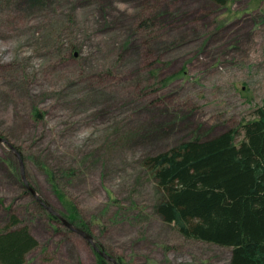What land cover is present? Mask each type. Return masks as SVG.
Here are the masks:
<instances>
[{
  "label": "rangeland",
  "instance_id": "obj_1",
  "mask_svg": "<svg viewBox=\"0 0 264 264\" xmlns=\"http://www.w3.org/2000/svg\"><path fill=\"white\" fill-rule=\"evenodd\" d=\"M259 106L264 0H0V137L38 197L66 220L69 200L117 264H228L229 248L162 221L144 160ZM19 181L0 142V227L13 213L38 241L24 264H98Z\"/></svg>",
  "mask_w": 264,
  "mask_h": 264
},
{
  "label": "trees",
  "instance_id": "obj_2",
  "mask_svg": "<svg viewBox=\"0 0 264 264\" xmlns=\"http://www.w3.org/2000/svg\"><path fill=\"white\" fill-rule=\"evenodd\" d=\"M210 1L225 6L235 0ZM31 115L38 120L44 112L34 108ZM144 163L161 191L154 208L164 223L183 238L229 248L228 264H264V106L234 127L212 137L195 135ZM69 202L64 217L87 230ZM38 208L46 211L39 203ZM37 246L29 228L11 213L0 227V264H24ZM95 255L98 264H109Z\"/></svg>",
  "mask_w": 264,
  "mask_h": 264
},
{
  "label": "water",
  "instance_id": "obj_3",
  "mask_svg": "<svg viewBox=\"0 0 264 264\" xmlns=\"http://www.w3.org/2000/svg\"><path fill=\"white\" fill-rule=\"evenodd\" d=\"M0 142L1 143H6L8 145V147L15 153L16 158L18 160L19 163V172H20V177H21V181L23 183V185L26 187V189L28 190V192L34 197V199L51 215H54L57 217V219L61 222V224H63L65 227L69 228L71 231L76 232L77 234H79L80 236H82L83 238H85L89 243L92 244L93 249L99 254L101 255L104 259H106L107 261L111 262V264H117L116 261L110 256L108 255L103 249L98 248L92 240V237L90 236V234H88L86 231L77 228L76 226H74L72 223H70L68 220L64 219L58 212H56L53 208H51L49 205H47L43 200H41L38 195L36 194V191L30 187V185L27 183L26 178L23 175V165H22V161L20 158V155L17 153V151L15 150V148L10 145L5 139H3L2 137H0Z\"/></svg>",
  "mask_w": 264,
  "mask_h": 264
}]
</instances>
